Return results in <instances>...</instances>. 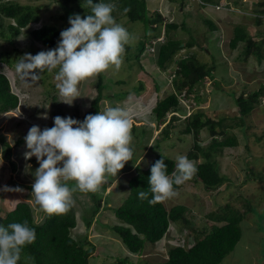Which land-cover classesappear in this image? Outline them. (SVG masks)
<instances>
[{
	"label": "rangeland",
	"instance_id": "374dc122",
	"mask_svg": "<svg viewBox=\"0 0 264 264\" xmlns=\"http://www.w3.org/2000/svg\"><path fill=\"white\" fill-rule=\"evenodd\" d=\"M11 1L35 5L39 9L41 18L39 22L33 24L34 28L46 23H55L62 30L70 27L63 17L64 12L60 0ZM258 1L221 0V6L201 7L199 0H193L187 5H184L181 0H147L149 9L161 12L165 23L176 22L180 25L178 29L171 30L170 35H176L185 42L191 40V35L196 37L197 43L191 48L180 50L176 57H185L195 52L203 61L209 63L213 62L212 58L216 57L218 67H216L215 74L217 78L221 79L225 89L235 91L236 94L243 90L246 92L256 90L264 83V61L259 62L255 57H250L249 60L242 59L240 50L244 43H241L237 49H232L229 45L234 27L238 24L246 27L247 32L254 38L260 40L264 37V23L260 25L256 22ZM122 13L123 11L116 22L122 24L135 37L134 42L144 37L143 23L131 22ZM205 19L213 20L218 25V29H210ZM183 23L187 29L183 28ZM164 36L165 26L162 27L161 36L156 40H163ZM205 47H208L209 52ZM48 49L40 43L32 46L31 38L26 35L19 38L16 47L0 38V50L10 51V57L13 60L12 65L1 62L0 70L7 74L12 90L19 95L20 100L16 109L0 114V136L9 141L13 147L11 160H8L4 155L5 145H2L0 141V215L9 207V210H12L17 202L28 199L35 207L36 220L44 219L46 213L39 208L32 194L29 193L28 183L31 182L29 173L35 168L33 165L30 166V162L34 160L37 163V160L35 157L24 158V152L27 151L24 138L33 125H38L41 129L53 126L55 104L64 109L66 117L71 116L81 121L82 116L91 108L93 99L98 95L97 77L81 82L79 85L81 97L77 98L71 106L61 102L62 98L56 88L57 81L54 79L55 71L39 73V79L34 81L22 78L16 68L18 59L26 53L37 54ZM150 51H152L151 47L147 52L151 54ZM144 54L140 61L143 64L137 63L135 58L130 61L124 58V63L118 71L113 66L104 72L105 81L109 86L104 91L101 111L106 107H120L128 113L131 125L138 126L137 133L131 130L133 157L126 163V167L136 159L141 160L143 167L153 160L159 150L153 148L152 145L156 143L158 137H162L163 128L166 125L164 123L159 126L153 116L152 110L157 100V90L154 86L158 82L159 86H162V92L170 86L172 65L167 70H162L158 68L156 58L153 60L151 56L148 58L149 56ZM119 81L125 82L119 84ZM141 82L144 83L145 89L138 94L134 88ZM123 90L130 91L129 95L123 100H116L114 93ZM201 92L205 93V99L201 103H195L186 98L181 100V109H183L181 113H192L194 109H200L215 119L225 117L224 123L229 125V133L236 134L239 143L236 147L225 148L224 152L219 154L220 170L232 175L235 184L243 179L246 181V178L250 182V193L247 194L251 196V199L249 196L251 202L249 208L252 207V209L241 223L240 241L221 264H264V107L259 106L246 116V127L242 128L240 124H236L240 113L233 94L217 89L211 80L206 82ZM44 115L48 118L44 119ZM182 119L179 117L175 122L176 126L171 127L169 137L161 140L164 152L175 158L179 155L187 156L194 144L193 136L181 134L184 127ZM144 130L146 136L141 138L139 134ZM201 137L202 146L210 144L211 137L208 130H204ZM17 139H23L18 146L15 144ZM202 160L203 158L191 159L196 167ZM12 162L15 163L16 170L13 169ZM244 165H246V171H244ZM126 167L119 172L117 177H109L108 183L104 184L106 188L97 194L101 197V205L105 207L101 206L97 221L91 226L87 227L84 220H91L98 207L92 206L93 199L88 202L89 193L76 192L73 194L78 219V227L74 232L80 235L88 233L89 239L97 246L95 256L90 258V264H112L118 261L117 257H129L131 262L128 261L127 264L144 260H164L170 245L183 243V239L187 240L184 237L190 231L188 227L183 228V233L181 231L178 233L176 227L179 226L171 225L170 234L175 236V239L165 235L155 245L147 246L140 254L131 253L123 245L121 239L115 235V232L100 225L99 221L109 223V225L119 223L113 210L121 205L127 196L128 180L135 174L136 165L132 163L130 169L127 168V170ZM248 167L254 169L258 177H255L252 171L247 172ZM124 170L126 171L123 172ZM72 183L69 182L70 186ZM215 192L209 195L198 182L189 180L183 185L182 190L175 189V196L165 203L167 207L184 203L192 210L189 214L191 219L200 224L202 220H205L208 212L219 209V201L224 204L229 199L230 189L224 190L219 197ZM241 208L244 209L242 206Z\"/></svg>",
	"mask_w": 264,
	"mask_h": 264
},
{
	"label": "trees",
	"instance_id": "16d2710c",
	"mask_svg": "<svg viewBox=\"0 0 264 264\" xmlns=\"http://www.w3.org/2000/svg\"><path fill=\"white\" fill-rule=\"evenodd\" d=\"M181 1L187 5L193 0ZM99 2L110 3L115 6L112 13L115 20L120 17L121 11H123L122 15L126 16L129 21H139L144 25V37L126 46L125 60L130 61L135 58L137 63L143 64L140 62L141 56L146 53L148 58L150 56L153 60L156 58L157 66L162 70H167L172 65L170 86L164 92H162V86H159L158 82L154 86L157 90V100L152 110L153 116L159 126L166 124L163 128L164 134L162 133V137H158L159 139L152 145L159 151L146 167H143L138 159L134 161L136 169L135 174L128 180V194L122 204L113 210L119 223L114 225L100 221L99 223L105 228L108 227L111 232H115V235L133 253H141L147 246L155 245L165 235L175 239V236L170 234L171 225L179 226L176 227L178 233L179 231L183 233V228L188 227L190 229L185 236L187 240L169 246L164 260H144L134 264H221L240 241L241 223L252 209V207L249 208L251 196L247 194L250 190V182L246 178L247 182L243 179L240 183L235 184L232 175L220 170L219 154L224 152L225 148L236 147L239 143L238 136L229 133V125L224 123L226 118L215 119L200 109H194L192 113H181L183 112L181 100L186 98L195 103H201L205 99V93L201 90L206 82L211 80L217 89L233 94L240 113L236 124L245 128V117L257 107H264V83L258 89L250 92L243 90L236 94L235 91H228L222 85L221 79L217 78L215 74L216 67H218L216 57L212 58L213 62L211 63L203 61L195 52L185 57H176L180 50L193 47L197 43L196 37L191 35V40L185 42L176 35H170V31L178 29L180 25L176 22L165 23L163 14L158 10H150L147 0H93V3ZM220 2L221 0H199V6L218 7L222 4ZM60 4L64 12L63 17L67 22L70 15L79 14L83 18L91 14V9L86 0H60ZM257 4L259 7L256 9V22L262 25L264 23V0H259ZM40 18L39 9L35 5L11 0L0 1L1 40L16 47L19 38L26 35L31 38L32 46L40 43L49 49L55 48L62 29L55 23H46L41 27L34 28L33 24L39 22ZM205 22L210 26V29H218V25L213 20L205 19ZM163 26H165V36L163 40H156L161 36ZM182 26L187 29L185 23ZM241 43H244L240 50L242 59L249 60L250 57H255L259 62L264 61V37L260 40L256 39L247 32L246 27L238 24L234 27L229 45L232 49H237ZM149 47L154 49L150 51L151 54L147 52ZM205 49L209 52L208 47ZM10 53V51L0 50V63L5 62L12 65L13 60ZM28 54L35 55L33 53ZM45 72L47 71L41 72V74ZM97 79L98 95L93 99L91 109L83 115L81 121L86 115L101 111L104 91L109 85L105 81L104 73L98 75ZM124 82L119 81V84ZM144 89L145 85L141 82L134 88V91L139 94ZM129 93L130 91L123 90L114 93L113 96L116 100H123ZM19 104V95L12 90L9 77L0 70V114L16 109ZM53 113L55 117L57 115L66 117L65 111L60 105L55 104ZM179 117H182V121H184L181 134L190 135L194 138L193 147L187 154L188 159L199 160L203 158L197 164V172L191 180L198 182L209 195L216 191L215 193H218L217 196L219 197V194L223 193L224 190L230 189L229 199L224 204L219 201V209L208 212L205 220H202L200 224L191 219L189 214L192 210L184 203L167 207L165 202L150 205L148 200L138 198L140 191H148L150 169L155 161L163 158L168 167L169 175L174 170L176 158L164 152L161 140L169 137L170 129L176 126L175 122ZM166 120H168L167 123ZM137 128V125H133L132 132L137 133ZM204 130H208L211 137V142L207 146L201 145V133ZM139 135L144 138L146 136L145 130ZM0 141L2 145H5V157L11 160L12 145L1 136ZM22 141L23 139H17L15 144L18 146ZM12 164L13 169L16 170L15 163L12 162ZM32 165L39 167V164L35 163L34 160L30 162L31 167ZM247 170V172L252 171L254 176L258 177V174L251 167H248ZM244 171H246V165H244ZM259 179H261L260 176ZM184 184L174 187L176 190H182ZM28 188H31L30 184H28ZM105 188L106 185H103L101 190ZM89 196L88 202L93 199L92 206L98 207L95 210L96 213L102 206L101 198L92 193H89ZM149 199H151L150 192ZM7 209L0 215V225L7 227L13 222L27 220L29 226L35 228L36 231L35 242L24 248L19 264H90V258L95 256L97 246L89 239L88 233L80 235L74 232L78 227L74 204L66 215L50 217L46 214L42 221L36 220L35 207L29 202L20 201L12 210H9L10 207ZM94 221H97L96 216L92 217L91 220H84L87 227L91 226ZM192 240L193 242H191ZM117 258L118 261L112 264H127L130 261L128 257Z\"/></svg>",
	"mask_w": 264,
	"mask_h": 264
},
{
	"label": "clouds",
	"instance_id": "9594fccd",
	"mask_svg": "<svg viewBox=\"0 0 264 264\" xmlns=\"http://www.w3.org/2000/svg\"><path fill=\"white\" fill-rule=\"evenodd\" d=\"M86 3L91 14L83 18L79 14L70 15V27L60 32L55 48L35 55L26 53L16 66L21 77L31 81L38 80L41 72L55 71L61 102L69 106L81 97V82L113 66L118 71L124 63L126 46L135 40L116 22L112 15L113 4L93 3V0ZM132 127L128 113L120 107H106L96 114L86 115L83 121L57 115L50 128L31 126L24 138L27 149L24 158L35 157L39 164L29 173L32 183H28L29 193L39 208L50 217L63 216L74 204V193H100L109 177H117L132 160ZM150 172L148 191H140L138 198L155 205L173 198L174 186L193 179L197 168L187 156L179 155L170 175L163 158L155 161ZM69 182H73L71 186ZM26 202L33 206L31 200ZM35 239V228L30 227L27 220L7 227L0 225V264H19L24 248Z\"/></svg>",
	"mask_w": 264,
	"mask_h": 264
}]
</instances>
